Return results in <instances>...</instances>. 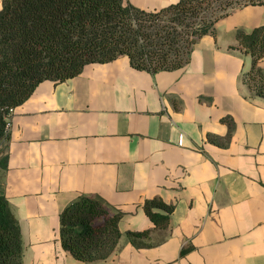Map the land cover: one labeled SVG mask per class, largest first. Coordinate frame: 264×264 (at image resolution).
<instances>
[{
	"label": "crops",
	"instance_id": "1",
	"mask_svg": "<svg viewBox=\"0 0 264 264\" xmlns=\"http://www.w3.org/2000/svg\"><path fill=\"white\" fill-rule=\"evenodd\" d=\"M128 1L154 11L179 0ZM262 24L264 5L232 10L178 70L151 75L120 56L39 83L0 144L22 264H264V99L241 81L251 57L235 39ZM79 196L121 213L106 260L81 262L61 246L60 213ZM154 198L173 208L166 228L143 211ZM127 232L148 234L133 244Z\"/></svg>",
	"mask_w": 264,
	"mask_h": 264
},
{
	"label": "trees",
	"instance_id": "2",
	"mask_svg": "<svg viewBox=\"0 0 264 264\" xmlns=\"http://www.w3.org/2000/svg\"><path fill=\"white\" fill-rule=\"evenodd\" d=\"M264 5V0H179L154 11L128 0H2L0 8V144L6 124L45 80L62 82L89 64L120 56L131 67L154 75L189 63L204 35H215L217 22L232 10ZM237 46L251 57L241 76L255 97L264 99V24L236 29ZM224 121L230 124V119ZM210 141L215 138L209 136ZM144 213L156 228H166L173 208L160 199L145 200ZM165 212V215L157 211ZM121 213L109 214L103 202L79 196L60 213L62 248L81 262L108 259L121 237ZM148 232H127L136 244ZM21 232L8 201L0 195V264H22Z\"/></svg>",
	"mask_w": 264,
	"mask_h": 264
},
{
	"label": "built area",
	"instance_id": "3",
	"mask_svg": "<svg viewBox=\"0 0 264 264\" xmlns=\"http://www.w3.org/2000/svg\"><path fill=\"white\" fill-rule=\"evenodd\" d=\"M8 127H9V120L7 121V124H6V130H8ZM182 142H183V135L180 134L179 137H178V145L182 146Z\"/></svg>",
	"mask_w": 264,
	"mask_h": 264
},
{
	"label": "rangeland",
	"instance_id": "4",
	"mask_svg": "<svg viewBox=\"0 0 264 264\" xmlns=\"http://www.w3.org/2000/svg\"><path fill=\"white\" fill-rule=\"evenodd\" d=\"M1 151H2V147H0V153H1Z\"/></svg>",
	"mask_w": 264,
	"mask_h": 264
}]
</instances>
